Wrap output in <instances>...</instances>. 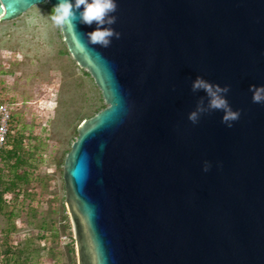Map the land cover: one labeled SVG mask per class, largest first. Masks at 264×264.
Wrapping results in <instances>:
<instances>
[{"label":"water","instance_id":"1","mask_svg":"<svg viewBox=\"0 0 264 264\" xmlns=\"http://www.w3.org/2000/svg\"><path fill=\"white\" fill-rule=\"evenodd\" d=\"M58 0H0V21ZM83 6H81L82 8ZM122 33L60 26L106 107L79 124L64 162L78 264H264V0H118ZM198 75L231 85L242 113L207 106ZM209 170L205 171V164Z\"/></svg>","mask_w":264,"mask_h":264},{"label":"rangeland","instance_id":"2","mask_svg":"<svg viewBox=\"0 0 264 264\" xmlns=\"http://www.w3.org/2000/svg\"><path fill=\"white\" fill-rule=\"evenodd\" d=\"M52 10L45 1L0 21V96L34 158L26 168L30 184L18 196L7 195L8 207L0 214V264H6L9 246L20 264H78L63 167L81 121L106 103L69 53Z\"/></svg>","mask_w":264,"mask_h":264},{"label":"clouds","instance_id":"3","mask_svg":"<svg viewBox=\"0 0 264 264\" xmlns=\"http://www.w3.org/2000/svg\"><path fill=\"white\" fill-rule=\"evenodd\" d=\"M81 6H83L81 8ZM118 0H58L50 13L51 19L56 25L67 26L75 30L76 21L80 23L93 24L97 27L87 33L91 43L99 44L103 47H108L112 43V37L119 38L122 33L111 27L104 25H112L117 21V16L113 15L117 11ZM203 89L208 96V103L205 106L203 103L189 113V119L193 123H198L201 115L208 110H223V121L229 127L233 122L241 116V109H234L231 105L227 93L231 89V85H221L213 83L202 75H198L192 81V90L199 91ZM252 99L256 103H264V84H252ZM205 171L209 170V165L205 164Z\"/></svg>","mask_w":264,"mask_h":264},{"label":"trees","instance_id":"4","mask_svg":"<svg viewBox=\"0 0 264 264\" xmlns=\"http://www.w3.org/2000/svg\"><path fill=\"white\" fill-rule=\"evenodd\" d=\"M106 106L105 104L103 107ZM16 131L12 113L6 144L0 148V214L5 213L8 207L7 195L18 196L26 190L25 187L30 184V173L26 171L28 170L26 168L34 166L33 154L24 149V134ZM64 219L67 227H71L68 215L64 216ZM14 228L13 226V230ZM13 248V246H9L4 250L6 264H20L21 256H15ZM1 255L2 251H0Z\"/></svg>","mask_w":264,"mask_h":264},{"label":"built area","instance_id":"5","mask_svg":"<svg viewBox=\"0 0 264 264\" xmlns=\"http://www.w3.org/2000/svg\"><path fill=\"white\" fill-rule=\"evenodd\" d=\"M11 121L12 112L10 108L2 102V98L0 96V148L6 144Z\"/></svg>","mask_w":264,"mask_h":264},{"label":"snow or ice","instance_id":"6","mask_svg":"<svg viewBox=\"0 0 264 264\" xmlns=\"http://www.w3.org/2000/svg\"><path fill=\"white\" fill-rule=\"evenodd\" d=\"M5 2H6V0H5Z\"/></svg>","mask_w":264,"mask_h":264}]
</instances>
